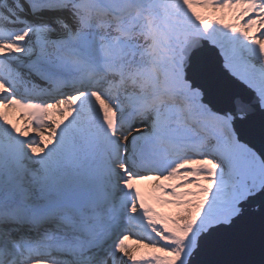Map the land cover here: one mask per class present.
<instances>
[{
	"label": "snow or ice",
	"instance_id": "1",
	"mask_svg": "<svg viewBox=\"0 0 264 264\" xmlns=\"http://www.w3.org/2000/svg\"><path fill=\"white\" fill-rule=\"evenodd\" d=\"M0 119V264H264V0H0Z\"/></svg>",
	"mask_w": 264,
	"mask_h": 264
},
{
	"label": "rangeland",
	"instance_id": "2",
	"mask_svg": "<svg viewBox=\"0 0 264 264\" xmlns=\"http://www.w3.org/2000/svg\"><path fill=\"white\" fill-rule=\"evenodd\" d=\"M226 22H231L230 17L226 20ZM22 115L24 116V118H20ZM8 116H9V122L10 123H9V125H4V127H8L9 129H11L12 124H15L16 127H18V128H24L26 126V114L24 113L23 110L16 109L13 111H9ZM55 118L59 119V117H55ZM0 125H3L2 119H0ZM13 134L15 135L16 133H13ZM33 135H34V132L29 131V133L26 137H21V138L22 139L31 138ZM151 184H152V182H146L144 184L137 185V187H139L141 189V191L145 194L146 199L148 198V194H149L150 189H151ZM148 202L150 204H152V206L155 208V210L157 212H160L162 214L171 211L170 209H167V208H164L160 205L155 204V202H153L150 199ZM133 231L135 232L137 230L134 229ZM133 238L134 237H130L129 240L125 241V244L129 249H135V250H137L138 253H144V252L148 251L147 249L139 247V245H137L136 243H133ZM137 259H139V256L137 257Z\"/></svg>",
	"mask_w": 264,
	"mask_h": 264
},
{
	"label": "water",
	"instance_id": "3",
	"mask_svg": "<svg viewBox=\"0 0 264 264\" xmlns=\"http://www.w3.org/2000/svg\"><path fill=\"white\" fill-rule=\"evenodd\" d=\"M258 227V226H257ZM257 244H258V233H257Z\"/></svg>",
	"mask_w": 264,
	"mask_h": 264
}]
</instances>
